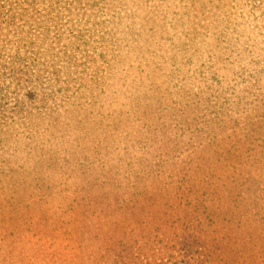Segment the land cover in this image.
I'll use <instances>...</instances> for the list:
<instances>
[{
  "label": "trees",
  "instance_id": "obj_1",
  "mask_svg": "<svg viewBox=\"0 0 264 264\" xmlns=\"http://www.w3.org/2000/svg\"><path fill=\"white\" fill-rule=\"evenodd\" d=\"M151 1L0 0V153L32 162L0 188V231L1 197L31 191L58 260L85 244L93 264H264V0L152 40L135 74L121 25Z\"/></svg>",
  "mask_w": 264,
  "mask_h": 264
},
{
  "label": "rangeland",
  "instance_id": "obj_2",
  "mask_svg": "<svg viewBox=\"0 0 264 264\" xmlns=\"http://www.w3.org/2000/svg\"><path fill=\"white\" fill-rule=\"evenodd\" d=\"M153 1L147 3V6H153L150 9L151 13L144 15L140 11L133 14L130 11L121 25L123 28L134 26L135 35L129 37H140L142 40L139 52L133 56L134 62L126 65V68L129 65H134L135 74L138 72L137 67L145 61H149L152 53L157 51L158 48L151 44L153 43L152 40L156 41L155 45H159V41L163 42L173 38L180 45V42L188 41L189 38L199 35L201 33L199 27L207 28L210 25L213 17L212 14H209L210 10L216 12V8L222 9L220 18L216 19L215 16L213 22L224 20L225 14H227L225 10L232 12L231 8H233L232 3L234 0H175L173 7L170 6L172 0ZM205 9L208 11L206 12ZM177 20L178 23H176ZM231 22L235 23L234 21ZM188 28L189 32H187ZM116 29L118 27H111L110 32ZM236 35L238 33L233 37ZM168 54V51H166L167 61L163 65L164 72L167 69H172V62L169 61ZM159 74H162V71ZM162 80L163 82L166 81V77L162 76ZM167 84L168 82H165L163 87L165 88ZM4 148L5 150L0 153V188L22 170H25V173L21 174L20 181L31 183L32 176H28L27 172H30L32 162L26 157L24 146L21 144V147H16L13 143L8 142ZM10 170L15 172H9ZM12 194L1 195V200L4 199L3 206L7 212L12 210L16 212L9 218V229L10 232L14 231V237L10 238L8 233L0 231V264H93L92 259L91 261H80L76 256L85 253V246H87L85 244L81 248L72 249L74 256L68 255L71 258L70 260H58V254H62V252L67 254L68 247L53 248L44 239L43 235L37 233L44 227L45 222L43 221L45 217L42 213V206L38 204L39 195H32L31 191L24 194L21 192L18 195ZM31 216L33 220L30 218ZM10 244L11 246H8ZM9 250H14V253H7ZM54 255L56 257H53Z\"/></svg>",
  "mask_w": 264,
  "mask_h": 264
}]
</instances>
